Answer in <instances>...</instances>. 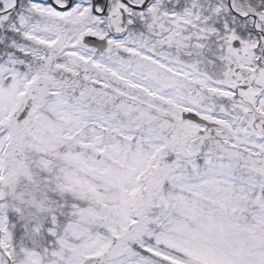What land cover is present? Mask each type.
<instances>
[{
  "label": "snow or ice",
  "instance_id": "6c2138e0",
  "mask_svg": "<svg viewBox=\"0 0 264 264\" xmlns=\"http://www.w3.org/2000/svg\"><path fill=\"white\" fill-rule=\"evenodd\" d=\"M0 264H264V0H0Z\"/></svg>",
  "mask_w": 264,
  "mask_h": 264
}]
</instances>
